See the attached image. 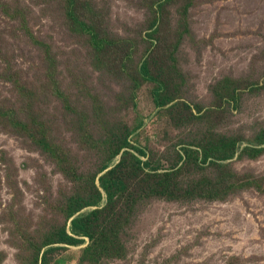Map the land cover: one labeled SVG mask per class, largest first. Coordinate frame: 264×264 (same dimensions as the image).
Returning a JSON list of instances; mask_svg holds the SVG:
<instances>
[{"label":"rangeland","instance_id":"rangeland-1","mask_svg":"<svg viewBox=\"0 0 264 264\" xmlns=\"http://www.w3.org/2000/svg\"><path fill=\"white\" fill-rule=\"evenodd\" d=\"M82 1L89 9L0 0V264H43L46 253V264H79L88 238L55 243L124 135L162 173L182 169L189 149L202 159L212 135L235 138L237 154L218 164L254 188L182 198L199 179L191 162L174 178L178 200L142 197L120 225L123 255L101 264H264V151L252 158L264 150V0ZM71 13L123 47L92 43ZM146 61L162 66L166 103L140 75Z\"/></svg>","mask_w":264,"mask_h":264},{"label":"trees","instance_id":"trees-1","mask_svg":"<svg viewBox=\"0 0 264 264\" xmlns=\"http://www.w3.org/2000/svg\"><path fill=\"white\" fill-rule=\"evenodd\" d=\"M76 3L85 5L89 9V5L82 0H73ZM74 24L80 27L82 32L88 31L91 34V41L101 42L103 44L113 42L114 44L123 47V43L116 37H105L100 40L95 32L97 24L91 20V17L80 16L76 13H71ZM87 20L88 24L84 23ZM98 28V27H97ZM80 30V29H79ZM92 31V32H91ZM94 31V32H93ZM131 60L128 56L124 60L122 68L125 66V61ZM157 68V69H156ZM158 70V71H157ZM140 75L143 79L160 84L154 91V95L158 104H163L169 101L170 95L166 93V83L161 75L162 66L156 62L152 64L146 61L140 67ZM226 79L223 86L232 91L229 96L237 98L234 81ZM232 83L231 88L228 85ZM162 89V92H161ZM159 100L163 102H159ZM189 109L187 113H192L189 106H183ZM180 110H183L182 108ZM264 136V133L262 134ZM113 148L116 147L114 156L111 161L103 165L100 169V176L93 177L91 187L89 188L88 196H78L73 198L71 203V211L67 216V220H71V228L68 232L63 230L59 235V239L55 244L64 245L67 247H78L84 244V240L77 238H88L91 242L88 248L83 250V257L79 264H101L105 258L110 256H122L121 252L124 247L120 238V225L123 221L128 226V223L134 218L136 207L143 202V198L149 199L159 197L161 199L178 200L180 187L178 182L174 183V178L183 172L185 165L193 162L199 170V179L192 181L191 188L183 195L182 198L197 200H223L228 194L232 195L238 190L254 188V180L242 177L241 182H238L241 177L234 174L227 165L218 164V162L232 160L237 154L236 144L237 139H229L223 136H210V140L206 143H212L208 149L204 150L202 159L199 157V151L192 149L187 150V158L179 155V161L184 163L182 169L176 168L168 172H161V167L153 166L150 162L143 160L145 152L142 149L132 146L124 135L122 138L112 140ZM136 152H135V151ZM264 150H254L252 158L260 156ZM121 156L120 160L114 162V158ZM207 164L210 166L206 167ZM162 173V174H160ZM143 192V193H142ZM188 193V194H187ZM128 196L124 206L119 207L122 197ZM86 208L90 209L87 213L78 215ZM129 217V218H127ZM57 249H52L53 253ZM46 253L43 259V264H46V258L49 256ZM35 264H39V258Z\"/></svg>","mask_w":264,"mask_h":264}]
</instances>
